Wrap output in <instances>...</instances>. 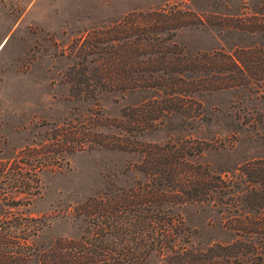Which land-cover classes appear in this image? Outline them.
<instances>
[{"label": "trees", "instance_id": "16d2710c", "mask_svg": "<svg viewBox=\"0 0 264 264\" xmlns=\"http://www.w3.org/2000/svg\"><path fill=\"white\" fill-rule=\"evenodd\" d=\"M199 22L194 13L176 7L136 11L91 31L80 47H73L77 60L67 77L74 96L118 93L143 99L123 108L124 119L101 124L116 126L124 135L95 130L107 117L94 118V127L83 133L95 139L72 149L139 153L141 160L129 169L141 172L144 180L129 188L109 182L104 192L76 205L75 215L87 222L79 238L44 241L49 217L22 207L41 190L39 172L61 167L53 150L29 147L11 161H0V264H142L152 254L162 258L161 264H264V159L247 161L223 176L196 161L209 149L202 140L136 139L161 127L172 113L202 120L196 94L233 90L237 97L264 98V46L192 52L174 41L179 29ZM186 203H213L233 238L196 246L175 210Z\"/></svg>", "mask_w": 264, "mask_h": 264}, {"label": "rangeland", "instance_id": "374dc122", "mask_svg": "<svg viewBox=\"0 0 264 264\" xmlns=\"http://www.w3.org/2000/svg\"><path fill=\"white\" fill-rule=\"evenodd\" d=\"M170 7L202 20L177 31L174 41L187 50L234 53L264 46V0H0V161H11L26 148L47 145L61 166L39 172L41 190L29 206L22 207L34 216L49 217L41 240L79 238L87 222L75 215L77 204L104 192L109 182L129 188L144 180L141 172L129 169L141 160L139 153L98 146L72 149L75 143L95 139L83 133L94 127V118L107 117L97 121L95 130L124 135L116 126L101 124L124 119L123 108L143 99L142 95L122 98L118 93L74 96L67 77L77 60L73 47H80L91 31L118 23L132 12ZM194 98L202 103V120L172 113L161 127L137 134L136 139L202 140L209 149L196 161L209 163L223 176L247 161L264 159V98L237 97L233 90ZM175 210L192 230L196 246L228 242L234 236L213 203H186ZM161 261L152 254L142 264Z\"/></svg>", "mask_w": 264, "mask_h": 264}]
</instances>
